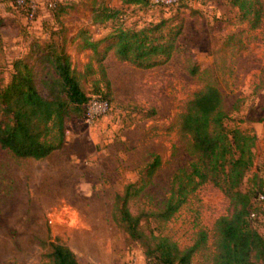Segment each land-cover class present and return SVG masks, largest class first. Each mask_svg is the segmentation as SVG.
<instances>
[{
  "label": "rangeland",
  "instance_id": "rangeland-1",
  "mask_svg": "<svg viewBox=\"0 0 264 264\" xmlns=\"http://www.w3.org/2000/svg\"><path fill=\"white\" fill-rule=\"evenodd\" d=\"M36 1L35 17L29 19L15 0H0V87L10 78L13 60L22 57L46 94L42 81L51 79V71L40 57L51 40L63 44L72 65L83 72L91 50L79 46L80 27L101 40L100 51L113 41L110 34L119 24L139 28L169 17L182 19L184 30L179 51L152 68L121 62L108 50L104 65L110 84H95L97 74L86 75L82 83L89 94L106 97L109 107L92 120L70 117L62 148L34 159L15 158L0 147V264H40L50 240L67 244L80 264H147L139 244L111 217L113 195L137 180L150 153H157L161 164L146 190L153 201L164 198L170 175L189 159L177 114L208 80L224 95L225 123L256 134L253 165L242 188L264 191V20L249 29L236 21L228 0H179L170 6L104 0L120 12L101 23L91 21V8L100 0H55L61 3L55 10ZM231 33L235 36L228 39ZM192 64L205 71L190 74L187 65ZM132 203L136 210L145 202ZM253 205L258 213L252 224L264 236V201L253 197ZM228 212V199L207 182L159 229L185 246L200 228L211 235L216 217ZM203 263L198 254L195 264Z\"/></svg>",
  "mask_w": 264,
  "mask_h": 264
},
{
  "label": "trees",
  "instance_id": "trees-1",
  "mask_svg": "<svg viewBox=\"0 0 264 264\" xmlns=\"http://www.w3.org/2000/svg\"><path fill=\"white\" fill-rule=\"evenodd\" d=\"M121 1L147 4L149 0ZM228 2L236 9L237 22H246L249 29H256L263 23V0ZM60 4L56 2L50 8L55 10ZM91 10V21L100 23L116 18L120 12L104 0L93 5ZM183 30L182 19L174 21L169 17L139 28L119 24L110 34L113 41L100 51L101 40L93 39L86 27H80L76 33L79 46L91 50L83 72L72 65L63 44L48 41L40 57L51 71V79L46 77L42 81L47 87L46 94L38 87L32 65L22 57L14 59L10 78L0 87V112L4 115L0 118V147L15 158L34 159L44 158L62 148L66 141L67 120L72 116L84 118V105L92 95L104 97L89 94L82 79L97 74L95 84L98 81H104L107 86L110 84L104 65L108 50L121 62L143 69L152 68L165 63L179 51ZM234 36L231 33L228 39ZM240 42L238 39L233 43ZM187 70L192 75L205 71L197 64L187 65ZM227 116L222 91L215 82L205 81L185 99L177 114L176 125L178 132L186 138L189 159L170 175L164 198L153 201L146 190L161 164L157 153H150L137 180L126 182L121 191L114 193L111 217L139 244L147 264H195L198 254L203 256V264L264 262V236L252 224L251 217V212L258 213L253 197L255 199L258 192L264 194V191L255 187L242 188L244 177L253 165L256 134L239 126H228L225 123ZM262 135L264 139V116ZM207 182L228 199L229 212L216 217L211 235L200 228L191 244L180 246L169 235L163 234L159 226L172 218L189 196ZM138 201L145 203L133 210L132 202ZM44 256L46 259L40 264H80L75 252L58 240L47 242Z\"/></svg>",
  "mask_w": 264,
  "mask_h": 264
},
{
  "label": "built area",
  "instance_id": "built-area-1",
  "mask_svg": "<svg viewBox=\"0 0 264 264\" xmlns=\"http://www.w3.org/2000/svg\"><path fill=\"white\" fill-rule=\"evenodd\" d=\"M44 4L49 7L55 5V0H42ZM154 3L170 6L177 3L179 0H151ZM15 3L24 11L25 17L32 19L35 17L36 10L38 8V2L36 0H15ZM109 107V101L99 95H92L84 105V118L86 120H92L95 117L103 114ZM256 200L264 201V194L258 192L255 197ZM256 216L254 212H251V217Z\"/></svg>",
  "mask_w": 264,
  "mask_h": 264
}]
</instances>
